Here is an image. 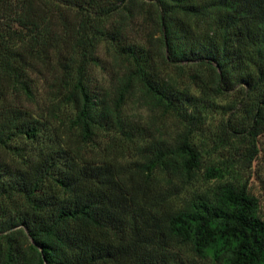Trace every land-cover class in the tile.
Here are the masks:
<instances>
[{
    "label": "trees",
    "instance_id": "trees-1",
    "mask_svg": "<svg viewBox=\"0 0 264 264\" xmlns=\"http://www.w3.org/2000/svg\"><path fill=\"white\" fill-rule=\"evenodd\" d=\"M258 171L264 0H0V264H264Z\"/></svg>",
    "mask_w": 264,
    "mask_h": 264
},
{
    "label": "rangeland",
    "instance_id": "rangeland-1",
    "mask_svg": "<svg viewBox=\"0 0 264 264\" xmlns=\"http://www.w3.org/2000/svg\"><path fill=\"white\" fill-rule=\"evenodd\" d=\"M103 53L105 54V52L103 51ZM106 55V54H105ZM260 171H258L256 173V175L254 176L256 179L253 182L254 186L256 188V191H258L260 193L261 196H263L264 199V181H262V179H264V175L263 178L259 175Z\"/></svg>",
    "mask_w": 264,
    "mask_h": 264
}]
</instances>
